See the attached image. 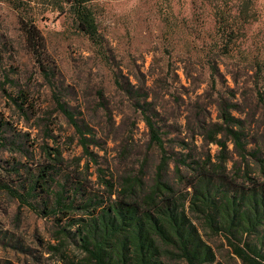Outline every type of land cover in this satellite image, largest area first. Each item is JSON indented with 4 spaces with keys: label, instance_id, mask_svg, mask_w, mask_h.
Segmentation results:
<instances>
[{
    "label": "rangeland",
    "instance_id": "rangeland-1",
    "mask_svg": "<svg viewBox=\"0 0 264 264\" xmlns=\"http://www.w3.org/2000/svg\"><path fill=\"white\" fill-rule=\"evenodd\" d=\"M17 1L45 40L55 89L26 45ZM239 1L96 0L104 44L98 51L71 13L47 11L39 0H0V184L23 193L51 168L55 181L48 191L65 185L66 204L75 203L71 211L47 215L52 194L40 192L29 206L0 190V264L83 262L72 227L83 216L78 207L90 195L106 205L107 182L115 192L128 178L143 179L147 188L154 183L162 153L151 143L146 116L173 157L165 180L174 188L185 187L175 174L180 157L222 164L237 184L246 175L258 178L253 157L243 160L231 142L222 155L210 143L227 110L247 148L264 158V0H253L249 24L235 19ZM218 9L236 24L232 43L218 30ZM56 96L85 127L89 153ZM202 237L215 264H241L224 238L209 231Z\"/></svg>",
    "mask_w": 264,
    "mask_h": 264
},
{
    "label": "trees",
    "instance_id": "trees-1",
    "mask_svg": "<svg viewBox=\"0 0 264 264\" xmlns=\"http://www.w3.org/2000/svg\"><path fill=\"white\" fill-rule=\"evenodd\" d=\"M39 1V4L47 6V11L71 13L78 30L91 40L98 51L103 50L93 7L96 0ZM14 8L20 13L21 31L41 75L55 89L54 64L48 59L47 46L35 20L23 12L20 1L14 2ZM227 17L217 10L218 30L232 43L238 29ZM237 18L243 24L255 19L253 0L239 1ZM55 99L58 109L81 136V146L89 153L85 127L61 98L56 96ZM26 101L17 104L18 107L23 109ZM221 119L224 123L217 125L219 130L215 131L210 143L217 145L222 155L231 142L243 160L249 162L247 157H253L260 167L258 178L246 175L248 180L237 184L228 177L227 167L222 164H215L211 159L206 163H189L187 157H180L175 160V174L180 183L185 182V187L183 190L174 188L165 180L173 157L166 150L160 130L146 116L151 143L162 153L154 183L147 188L143 179L128 178L121 191L115 192L114 186L107 182L112 190L107 194L109 202L106 205L90 195L78 207L83 216L72 227H77L73 235L84 256L81 264H169L172 261L215 264L216 256L204 241L202 231L224 238L241 264H264V158L247 148L243 133L233 128L234 118L227 110H223ZM227 162L223 158V163ZM183 167L188 168L190 178L183 173ZM51 170L41 171L29 187L23 189V193L4 184H0V190L8 191L29 206L40 192L49 193L52 196L45 204L47 215H56L57 209L60 213L71 211L75 203L66 204L68 192L65 185L53 193L48 191L51 187L48 184L55 181ZM50 204H53L52 208Z\"/></svg>",
    "mask_w": 264,
    "mask_h": 264
}]
</instances>
